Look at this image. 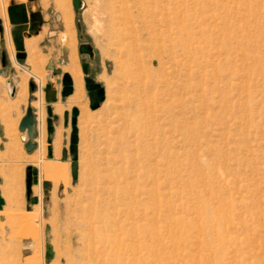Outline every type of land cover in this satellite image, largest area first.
Here are the masks:
<instances>
[{
    "label": "rangeland",
    "instance_id": "374dc122",
    "mask_svg": "<svg viewBox=\"0 0 264 264\" xmlns=\"http://www.w3.org/2000/svg\"><path fill=\"white\" fill-rule=\"evenodd\" d=\"M4 2L0 264H66L71 243L95 242L100 253L109 245L106 238L131 244L129 264H264V0H150L161 14L179 15L192 45L159 46L162 63L154 44L142 45L130 60L111 46L96 21L97 0ZM116 2L129 7L133 17L142 10V0ZM71 16L81 91L67 69L65 17ZM27 39L36 42L42 63V125L41 110L31 105L39 89L33 76H28L25 102L19 108L10 104L12 87L18 89L15 76L23 67L33 69ZM29 105L34 142L44 143L41 171L32 161L4 157L11 156L4 153L6 143L20 146L28 158L39 152L38 147L25 150L21 136L27 133L18 129ZM100 169L147 202L148 216L135 222L144 235L136 234L127 216L120 218L124 229L115 233L65 221L66 209L88 203L84 195ZM4 191L20 199L14 196L8 219ZM202 205L222 214L219 222H204Z\"/></svg>",
    "mask_w": 264,
    "mask_h": 264
},
{
    "label": "bare ground",
    "instance_id": "6f19581e",
    "mask_svg": "<svg viewBox=\"0 0 264 264\" xmlns=\"http://www.w3.org/2000/svg\"><path fill=\"white\" fill-rule=\"evenodd\" d=\"M4 3H5L4 0H0V15L1 16H6L5 15L6 14L5 13L6 8H5ZM149 3H150V0H142V3H141L142 10L136 16H134L135 17L134 18L133 17L134 14L132 15V13L129 10V7L127 8L126 6H124L122 4L118 5V2H116V0H97L96 10H95V14L97 17L96 21L99 24L98 27H99L100 32L103 33L105 35V37L110 41L111 46L116 45L117 51H119L120 54L127 56L128 59L130 60L131 57L134 55V52H137L140 49H142L143 47H145L142 45L154 44V46L156 45L155 46L156 47V57L159 59V62H160V59L163 60V57H161L162 56L161 54H163L162 52L164 51V50H161V48H163V46L167 50L168 49L173 50L172 49L173 47H177L180 45L184 46L185 48L191 49L192 48L191 43L189 42V40L187 38H184L183 30H184L185 26L181 23L179 18L177 19V17L179 15L177 17L176 16L170 17L167 15L161 14L160 12H158L156 10V8H152ZM158 14H160V15H158ZM97 22H96V24H97ZM74 29H73L72 16L71 17H65V32H64L65 38H64V40H65V42H67V45L71 50L69 66L67 67V69L73 74L75 80L77 81L76 82L77 87H78L77 89L81 91L82 90V81H81L82 78H81L80 68H79V65H78L77 60H76L77 57H75L76 56L75 55V52H76L75 51L76 50L75 49V47H76L75 35L76 34H75ZM192 35H193L192 33H189L187 36L189 38H191V37H193ZM191 40H192V38H191ZM164 42L170 43V46L166 45L167 43L165 44ZM35 43L36 42L34 40L30 41L29 39H27L25 42V46L30 51L29 63L33 67V69L30 70L28 68L23 67L24 71L19 72L15 76L18 89L16 90V87H14L15 88V93H14L15 98H13V100L11 101L10 104L13 108H19L20 105L23 102H25L26 96L28 94V90H27V81L29 78L28 76L29 75L33 76L35 78V80L38 82L39 89L33 93L34 96L36 97V99L31 103V105L34 108L37 107L41 110L40 123L42 125V121L44 122V114H43V98H44L43 96L44 95H43L41 86L44 83V80H43V76L40 73V71H41L40 65L42 63L40 65H38V63H40L41 60L39 59V56L34 51V48L36 46ZM9 45L11 48H13L12 42H10ZM159 46L161 48H159ZM166 47H168V48H166ZM123 55L121 56L122 58H123ZM135 57H136V55H135ZM40 58H41V56H40ZM118 62L119 61H117V63ZM152 62H153V59H151V63ZM160 63H162V61ZM16 64L19 66L17 61H16ZM130 65H132V64H130ZM132 71L133 70L129 71V76L134 79ZM136 78H135V80H136ZM15 94H16V96H15ZM125 101H127V99ZM128 101H129V99H128ZM129 103L130 102H128V105H129ZM125 104L127 106V102ZM137 104L140 105V103H137ZM130 105H129V107L128 106L127 107L130 108L131 107ZM145 106L147 107V105H145ZM128 110H131V109H128ZM126 115H127V113H126ZM130 121L131 120H129V122ZM42 133H44V132H42ZM37 147L39 150L38 154L33 156V157L28 158V156L21 151L20 146H16L14 144L6 143L4 153L10 154L11 156L8 155L9 157L8 156H4V157L9 158V159H11V161H14L16 163H18V162L20 163L23 161L25 162V160L26 161H32L33 163H35L36 165L39 166V169L41 171L42 163H43V159H44V152H45L43 141L41 143H39V146L37 144L36 148ZM0 154H2V153H0ZM1 158H2V156H1ZM2 160H3V158H2ZM12 170H13V168L11 169V171ZM14 170H16V169H14ZM17 170H18V167H17ZM107 170H101L100 169L99 171L94 173L95 177H94L93 182L90 185L89 193L84 195L87 199L85 201H87L88 203L84 204L83 201H79L73 207H69V209H66L65 210L66 211L65 221L67 220L70 226L75 225V221H76L78 228L80 226H84V229H85L87 227V224H88L89 226H92V229H91L92 231H97L100 229V231H105V232L106 231H111V232L113 231L115 233L117 231H120L121 229H124L121 222H120V218H121V216H127L134 221L133 227L135 228L136 234L138 236L144 235L146 231H144V230L140 231V229H143V228L140 226L138 227L137 224H135V222H136V219L139 217L145 219L148 216V208L149 207L147 205V202H145V200L139 198L138 193H133V194L129 193L130 192L129 189L121 186L120 183H117L116 181H114L112 179L111 174ZM12 173H15V172H12ZM17 173L19 176L20 171ZM7 175L8 174H4V176L6 178H8ZM13 175H12V177H13ZM14 177H16V176H14ZM15 180L16 179H14V181ZM5 182H7V180ZM39 182H40V180H39ZM15 183H17V182L15 181ZM5 185H6V183H5ZM7 185H9V183ZM6 188H8V187L6 186ZM40 188H41V186L39 187V190H40ZM9 190L7 189V191H9ZM14 190L15 189L13 188L12 191H14ZM12 191L10 192L11 195L13 193ZM35 191H38V190L35 189ZM4 192H3V194H4ZM6 192L4 195L6 196L8 194L6 196L7 197V207H6V211H7L6 215L7 216L6 217L8 219L9 218L8 216L11 217V214L14 211L15 203H14L13 198L16 195L15 194L16 192L14 193V196H12V197L9 195L8 192L6 194ZM41 193H42V191H41ZM17 196H18V194H17ZM17 196H15V199ZM17 199L15 201H17ZM18 200L20 201V199H18ZM98 206H100V209H98ZM17 209H18V207H17ZM200 213H201V217H202L204 222H208L211 219H215L219 222V220L222 216V214H220V217H219V215H218L219 212L217 210L210 208L207 205H202ZM28 215H30V211H29ZM94 218H99L100 220H103V224L101 226L93 225L92 221ZM144 225H143V227H144ZM158 232H159V230H158ZM14 233H15V231H14ZM14 233H13V235H14ZM77 233H79V232H77ZM11 234H12V232H11ZM17 235L18 234H16V236ZM158 235H160V234L157 233V236ZM14 236H12L13 239H14ZM116 238L120 239V234L117 235ZM17 239H18V236H17ZM12 241H11V243H13L15 240L13 242ZM85 242L86 241H82V243L79 246H76L72 243L68 246V251L65 254L66 264H124V263L129 264L130 259H131L130 258L131 254L128 252L131 251V253H133L132 251H134L133 249H130L132 247L131 244L127 243L125 241H122V239H120V240H112V239L109 240L106 238L105 243L108 242L109 245L106 246V244H105V249L103 248L104 250L101 251L100 253H98V251L96 250V248L94 246V245H96L95 242H92V241H89L86 243ZM139 248H140V246H139ZM141 249H142V247H141ZM133 254H132V256H133Z\"/></svg>",
    "mask_w": 264,
    "mask_h": 264
},
{
    "label": "water",
    "instance_id": "95a60500",
    "mask_svg": "<svg viewBox=\"0 0 264 264\" xmlns=\"http://www.w3.org/2000/svg\"><path fill=\"white\" fill-rule=\"evenodd\" d=\"M1 64L2 66L5 65V55L2 53L1 54ZM0 72H3V69L0 70ZM10 81L7 80V83H9ZM30 89L32 90L34 88V84L32 82L29 83ZM15 92V88L12 87L11 89V96L14 95ZM18 129L22 132H26L27 133V137L26 136H21L22 140H24V148L27 152H31L32 150H34L37 146V144L34 142V136H35V119H34V114H33V109L32 107L29 105L26 108V112L25 115L20 119L19 125H18ZM26 190H27V196L30 195V191H31V168H28L27 173H26Z\"/></svg>",
    "mask_w": 264,
    "mask_h": 264
},
{
    "label": "crops",
    "instance_id": "0c3cea01",
    "mask_svg": "<svg viewBox=\"0 0 264 264\" xmlns=\"http://www.w3.org/2000/svg\"><path fill=\"white\" fill-rule=\"evenodd\" d=\"M15 95H16V94H15ZM5 134H6V133H5ZM0 140H1V135H0ZM1 194H2V193L0 192V201L2 200V199H1V196H2V195H1Z\"/></svg>",
    "mask_w": 264,
    "mask_h": 264
}]
</instances>
